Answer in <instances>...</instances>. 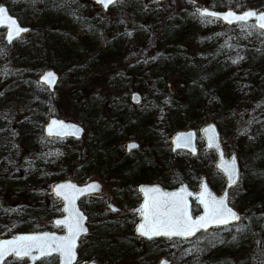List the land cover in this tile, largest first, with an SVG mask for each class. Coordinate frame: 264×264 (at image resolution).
<instances>
[{
  "label": "trees",
  "instance_id": "trees-1",
  "mask_svg": "<svg viewBox=\"0 0 264 264\" xmlns=\"http://www.w3.org/2000/svg\"><path fill=\"white\" fill-rule=\"evenodd\" d=\"M2 1L8 8L17 2ZM54 1L59 3L62 0ZM207 1L208 5L213 7H241L245 3L264 7V0ZM157 2L158 0H124L121 10L118 11L123 19L121 29L118 30L114 25L108 28L102 23H95L94 19L88 23L89 30L86 34L68 42L61 41L60 35L54 36L57 28L51 18L36 15L39 19L31 23L43 31L41 44L45 50L40 55L39 62L29 69L31 76L28 79L26 77L29 85L22 90L23 96L34 102L41 116L58 113L56 98L51 90L34 77L40 68L51 66L63 70L68 66L65 65L66 61L79 58L81 63H89L91 66L85 71L78 67L73 68L71 78L74 80L72 79L71 84L75 90L66 89L69 95L67 99L70 100L66 111L73 114V117L82 119L94 108L97 103L94 93L114 68L142 69L141 73L152 75L156 67L168 69L169 59L179 50L191 48L195 62L189 69L180 67L176 70L179 77L174 80L172 88L156 86V95L150 98L142 93L143 103L140 107L130 109L131 111L110 109V116L118 119V125L132 122L131 130L139 138L149 140L150 144H146L150 147L149 151L128 157L124 148L116 143V124H104L96 127L88 145L77 147L78 154L69 164L68 174L81 179L89 168L102 167L104 173H119L122 181L123 176H131L140 171V166L146 161L155 162L157 153L166 150L167 155H173L179 152L180 149L170 150L168 135L184 121L197 118L215 119L224 142L230 143L238 154L239 177L229 187L228 200L239 207L240 216L236 222L195 233V244L198 247H191L189 264H242L249 260L255 264L263 262L264 31L253 26L250 21L227 24L217 18L203 15L195 9L197 0H170L160 9H152ZM64 3L68 4L67 1L61 2ZM44 5L45 2L40 8ZM18 19L21 20L19 17ZM137 19L143 22L146 35L117 47L120 33L127 35L129 27ZM113 20L116 24L117 19ZM86 21L87 17H81L80 22ZM154 22H157L156 25H153ZM19 37L20 35L6 41L0 33L2 82L8 75L17 70L21 71L26 64V58H29L27 50L23 51L17 44ZM173 59L175 63L178 57ZM83 81L89 83L88 88L83 85ZM164 82L168 84L169 81ZM8 87L9 82L2 83L0 93L3 95L0 97V103L6 97L5 89ZM122 91L130 90L124 87ZM0 114H3V111L1 113L0 110ZM3 115L11 120L16 130L13 140L16 141L18 150L21 149L28 156L22 155L26 159V166L19 161L10 166H2L4 154L0 149V235L12 233L17 229L42 228L44 220L56 214L54 210L58 211L60 204L59 199L49 191V185L56 176L52 175L48 161L43 160L41 145H36L39 136L43 143L53 136H45L41 132L28 135L26 123H23L22 118L13 119ZM28 120L31 121L32 118L29 117ZM198 141L200 137L196 138V143ZM199 149L201 152L211 153L209 148L198 146L197 150ZM199 160L201 159L196 152L190 154L187 165L178 166L183 173L191 172L196 176L200 166ZM77 165L81 167L79 173L75 174L74 168ZM183 173H177L173 179L182 180ZM15 175L25 176L26 181L16 184L12 181ZM139 176H133L131 183L134 186ZM207 179L215 188L222 187L223 175L215 167L207 173ZM162 185L170 186L172 182L167 181ZM260 198L258 206H251V203ZM121 201L129 204V192ZM38 206L43 208L38 209ZM196 209L197 205L192 200V210ZM29 212L32 213L30 220L25 218ZM108 225L106 221L95 225L87 238L88 241H84L83 250L84 243L79 239L78 258L87 256L93 250L92 253L96 256L94 259L99 260L105 245L110 241H125L121 243L124 249L126 246L138 244L136 241L139 237L133 233H124L118 235V238L106 234ZM161 238L165 237L158 236V239ZM140 239L142 240V237ZM225 245L229 247H223Z\"/></svg>",
  "mask_w": 264,
  "mask_h": 264
},
{
  "label": "rangeland",
  "instance_id": "rangeland-1",
  "mask_svg": "<svg viewBox=\"0 0 264 264\" xmlns=\"http://www.w3.org/2000/svg\"><path fill=\"white\" fill-rule=\"evenodd\" d=\"M8 1L9 0H6V2ZM15 1L17 2L12 3L10 9L20 17L22 22L29 25L27 31L18 38L17 44L23 51L27 50L29 58H26V64L21 71L17 70L13 74L8 75L7 79L4 80V82H9V87L5 89L7 94H5L6 97L3 98L0 103V110L1 113L3 111V114L13 117V119L22 118L23 123H26L28 135H36L39 132L42 133V123L48 115L41 116L37 107H35L34 102L27 96H23L22 92V90L29 85V81L26 80V77L28 79L31 76L29 73L30 67L35 66L39 62V57L45 50V47L41 44V39L44 37V33H42L43 31L39 28H35L31 21L39 19L36 18V15H46L51 18V22L56 25L57 31L54 36L60 35L61 41H75L79 36L88 32V23H91L94 19H96L95 23H102L108 28H110L111 25H114L118 27V30L121 29L123 26V19L119 16L118 11L121 10L124 0L114 1L104 10L92 0H62L59 3L54 0ZM65 1H67L68 4H61V2ZM167 1L170 0H158V2L153 5L152 9H160ZM0 2H2V0H0ZM43 2H45L44 7L40 8ZM197 3L209 4L207 0H197ZM244 5L247 4L245 3L242 6ZM81 17H87V21L80 22ZM113 19H117L116 24ZM156 23L157 22H154L153 25H156ZM101 32L102 29L99 30V33ZM145 32L143 22L141 19H137L131 27H129L127 35L122 34V32L120 33L117 39V47H122L133 39L143 38L146 35ZM193 54L191 48L188 47L179 50L176 55L171 56L169 59L170 66L168 69H159L156 67L152 75L141 73L142 69L134 68L129 70L123 67L114 68V70H112L105 78L103 85L98 86L96 89L94 95L97 97V103L94 108L85 118L82 119L75 118L73 117V114L66 111L67 106H69L70 103V100L67 99L69 95L66 89L69 91L75 90L74 87H72L73 84H71L73 79L71 78V73L74 71L73 68L78 67L85 71L89 69L91 65L89 63H81L82 60H79L78 58L73 59L72 61H66L65 65L68 66L63 70L56 68L59 76L51 92L53 97L56 98L55 102L58 105V113L51 114L79 121L83 125V131L79 138L53 136L48 138L45 143L42 142L43 140L39 136L36 145H41V155L43 160L48 161L50 165L49 169L52 170V175L56 176V179L72 177L78 181L97 179L100 182L101 188L99 191L85 194L78 198V205L86 213V222L88 226L87 233L80 237V240H82L83 243L84 241H88V236L95 225L99 224L100 221H106V223H109L106 229V234L115 235L116 238H118V235H123L124 233H133L137 235L133 230L134 223L138 217L137 212L133 207L137 205L140 198L137 184L141 181H158L161 184L171 181L172 184H175L177 180L175 181L173 177H175L177 173H181L182 175L183 171L179 166L181 164L187 165L189 163L190 153L184 149H180L179 152L173 155H167L166 150L164 152H159V154L157 153L155 155V162L146 161L140 166L141 170L134 174L140 175V178L135 180L136 186H134L131 183L134 176L133 174L131 176H123L121 181L119 173L115 171L104 173L102 167L99 169L89 168L83 174L81 179L68 174L67 169L69 168V164L76 159L78 154L77 147L88 145V141L94 136L93 132L96 127H101L104 124L111 125L113 123L116 124V143H118L122 149L125 139L132 138L137 141L136 147L130 148L126 151L128 157H131L133 154L140 155L149 151L148 149H150V147L146 146V144L149 143V140L139 138L138 135L131 130L132 122H130L131 124L122 123L118 125V119L115 116H110V109L117 108L118 110L126 109V111H131L130 109L140 107L143 103L144 100L141 98L138 102L130 101L128 97L129 92L122 91L124 87H128V91L131 89H137L140 95L144 93L147 98L156 95V86L161 88H172L174 80L179 77L176 70L180 67L185 70L191 68L195 62ZM176 56L178 59L173 63V57ZM41 69L42 68H40L37 73ZM37 73L34 79H36ZM0 80L1 88V85L4 82H2L1 77ZM166 80L169 81L168 84L164 82ZM88 84L89 83L86 81H83V85L86 88H88ZM2 95L3 93H0V97ZM3 114H0V149L4 154L2 166H10L16 161H19L26 166V159L22 157V155L28 156V154L21 149L20 151L18 150V145L16 144V141L13 140L16 130L13 128V124L10 122L11 120ZM27 117L32 118V120L29 121ZM208 119L209 118H197L196 120L190 119L184 121V123L180 125V127L193 126L196 129V138L200 137V141L196 143L197 147L202 146L205 148L202 145L200 132L197 128ZM212 120L216 122L215 119ZM220 139L225 153H228L230 149H234L230 143L224 142L221 133ZM209 150L211 153L209 151L201 152L200 149L197 150V154L201 160H199L200 166L197 170L198 173L196 176H193L191 172L183 173L182 179L186 180V182L194 189L197 187L199 175L203 173L207 177V173L211 171V168H214V154L211 149ZM234 150L237 154L236 149ZM147 153L149 155L152 154L151 152ZM80 167L81 165H77L74 168L75 174L79 173L78 171L80 170ZM12 181L16 182V184H21L23 181H26V179L25 176L15 175ZM211 186L215 191L219 190L215 188L214 185ZM127 189H129V191H127ZM127 192H129V204L121 201ZM39 195L40 194H38V196ZM108 202L114 204L115 208H111L108 205ZM259 202H261V198L251 203V206H258L260 204ZM231 203L235 205L233 202ZM42 208L43 206H38V209ZM56 212L59 213L60 209H58V211L54 210V213ZM31 215L32 213L29 212L25 218L30 220L29 217ZM112 219H114V221ZM42 225L43 227L55 228L57 230L62 229L59 225H52L50 223V217L44 220ZM195 235L197 234L190 237L164 236L165 238L161 239H158V237H150L154 239L149 240L148 238L144 239L143 237L141 240V237L137 235L139 237L136 241L138 244L126 246L125 249L121 245V243H124L125 241H110L105 245L103 254L99 260L105 264H155L157 258L163 255L169 258V264H189L191 247H198L195 244ZM223 247H229V245ZM84 248L85 243L82 246V250ZM92 251L93 250H91L87 256L78 258L76 262L86 258H96ZM24 260V257L8 256L4 262L5 264H24ZM37 261L39 264L40 262L43 264H53L55 261V255H44L38 258ZM242 264L255 263L249 260ZM257 264H264V261Z\"/></svg>",
  "mask_w": 264,
  "mask_h": 264
},
{
  "label": "water",
  "instance_id": "water-1",
  "mask_svg": "<svg viewBox=\"0 0 264 264\" xmlns=\"http://www.w3.org/2000/svg\"><path fill=\"white\" fill-rule=\"evenodd\" d=\"M92 1L97 3L103 10L113 3H108V0ZM0 8L5 9L4 13H0V28H3V38L6 41H9L8 33L10 30L13 31L15 37V26L28 29V24L20 22L16 15L8 10L5 2H0ZM195 9L203 15L217 18L219 21L227 24L250 21L253 26L264 31V28L260 27L261 23H264L260 19L264 15V7L248 4L238 8L230 5L213 7L200 3L195 5ZM248 12H254L256 15L248 16L243 20L237 19V17L243 16ZM12 21L15 22L14 25ZM47 73L53 74L49 81L44 80ZM58 76L57 69L51 66H45L37 73L36 80L41 82L48 90H52L57 82ZM128 97L130 101L138 102L141 95L137 89H131ZM197 130L200 132L202 145L213 151V165L223 175L222 187L218 191H215L203 173L199 175L195 189L184 179L170 186H163L158 181L139 182L137 184V190L140 198L137 205L133 207L138 215L133 230L138 236L144 238L167 236L151 235L149 237L142 235L138 231L141 224L144 225V231L149 233L154 231L161 233L176 232L188 228L193 231L194 235L198 231L206 230L210 227L238 221L240 209L228 200L229 187L237 181L240 172L237 154L234 149H230L228 153H225L220 139L219 129L214 120H206L198 126ZM82 131L83 125L79 121L55 114H49L42 123V134L45 136L79 138ZM168 142L170 150L184 149L190 154H195L197 152L196 129L193 126L175 128L169 134ZM133 144L137 145L135 139H125L123 143L124 150L128 151L130 149L129 146ZM233 180L235 181L234 183ZM90 185H95L96 187L89 189L88 186ZM100 188L101 185L97 179L78 181L72 177H62L53 180L49 185V191L59 199L60 212L50 217V223L52 225H59L62 229L57 230L49 227L17 229L12 233L0 235V264L8 256L24 257V264H39L37 261L38 258L48 254L55 255L53 264H105L94 258H86L76 262L78 259V241L88 231L86 213L78 205V198L82 195L99 191ZM173 193L176 195L173 196ZM221 198L224 199L223 209L214 218L211 214V209L221 206L219 204H213V199L218 201ZM192 200L197 205L196 210H192ZM108 205L111 208L115 207L110 202H108ZM227 209H230L238 218L233 219L227 212ZM202 217L205 218L202 222L206 224V227L201 228L199 225L193 226L192 222L200 220ZM176 220H180L181 223H175ZM219 220H226L227 223L217 222ZM58 221L61 223H57ZM21 237H38V239L25 240L21 239ZM17 252L20 253L19 256L16 255ZM24 252H27L28 255H24ZM69 252H71V255H69ZM155 264H169V258L163 255L159 256Z\"/></svg>",
  "mask_w": 264,
  "mask_h": 264
},
{
  "label": "snow or ice",
  "instance_id": "snow-or-ice-1",
  "mask_svg": "<svg viewBox=\"0 0 264 264\" xmlns=\"http://www.w3.org/2000/svg\"><path fill=\"white\" fill-rule=\"evenodd\" d=\"M112 2H114V0H108V3H112ZM4 12H5V9L0 8V13H4ZM254 15H256V13H254V12H248V13H245L243 16H239V17H237V19L243 20V19H246L248 16H254ZM260 19H261L262 21H264V15H262V16L260 17ZM12 24L14 25L15 22L12 21ZM260 27H261V28H264V23H261ZM22 31H27V29H22V28H19V26H15V29H14V34H15V36H19L20 32H22ZM13 38H14L13 31L10 30L9 33H8V39H9V41H11ZM52 76H53L52 73H47L46 76L44 77V80H45V81H49V79H50ZM53 123H56V122H53ZM61 123H62V122H61ZM129 147H130V148H134V147H136V145L133 144V145H130ZM221 167H223V165H221ZM225 171H227V169H225ZM230 178H231V177H230ZM234 182H235V181L233 180V183H234ZM95 187H96L95 185H90V186H88L89 189H93V188H95ZM58 194H59V193H58ZM172 195L175 196L176 194L173 193ZM213 204H219V205L221 206V207H219V208H212V209H211V214H212L213 217L215 218L217 215L220 214V212H221L222 209H223L224 199L221 198V199L218 200V201L215 200V199H213ZM206 207H207V205H206ZM227 212L232 216L233 219H237V218H238V217L235 216L234 213L231 212L230 209H227ZM189 219H190V218H189ZM204 220H205V218L202 217V218H200V220H197V221H195V222H192V223H193V226H194V225H199V227H201V228L206 227V224L202 222V221H204ZM217 222H219V223H227L226 220H219V221H217ZM57 223H61V222L58 221ZM175 223L180 224L181 221H180V220H176ZM138 231H140L142 235L149 236V237H150L151 235H167V236H173V235H179V236H190V235H193V231L189 230L188 228H185L183 231H176V232H164V233H161V232H159V231H154V232H152V233H149V232H145V231H144V225H143V224H141V225L139 226ZM21 239H25V240H36V239H38V237H21ZM23 254H24V255H28L27 252H24ZM16 255L19 256L20 253L17 252ZM69 255H71V252H69Z\"/></svg>",
  "mask_w": 264,
  "mask_h": 264
},
{
  "label": "flooded vegetation",
  "instance_id": "flooded-vegetation-1",
  "mask_svg": "<svg viewBox=\"0 0 264 264\" xmlns=\"http://www.w3.org/2000/svg\"><path fill=\"white\" fill-rule=\"evenodd\" d=\"M15 1V0H14ZM3 2V1H2ZM7 5V4H6ZM7 8H8V6H7ZM8 10L11 12V13H13V14H15L16 15V17L18 18L19 16L15 13V12H13L10 8H8ZM20 18V17H19ZM19 20V19H18ZM20 22H22L21 20H19ZM22 23H24V22H22ZM28 28H29V25H28ZM25 32V31H24ZM24 32H21L19 35L21 36L22 35V33H24ZM0 33L2 34V36H3V28H0ZM16 37V36H15ZM115 208V207H114ZM49 255V254H48ZM7 258V257H6ZM6 260V259H5ZM4 260V261H5ZM2 264H5V262H3ZM6 264H9V263H6Z\"/></svg>",
  "mask_w": 264,
  "mask_h": 264
}]
</instances>
